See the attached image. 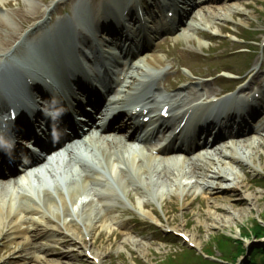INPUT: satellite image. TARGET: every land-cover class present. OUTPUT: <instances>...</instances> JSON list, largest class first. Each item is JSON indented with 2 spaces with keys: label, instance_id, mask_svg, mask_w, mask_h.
<instances>
[{
  "label": "bare ground",
  "instance_id": "bare-ground-1",
  "mask_svg": "<svg viewBox=\"0 0 264 264\" xmlns=\"http://www.w3.org/2000/svg\"><path fill=\"white\" fill-rule=\"evenodd\" d=\"M11 1L17 3V0H0V6L10 7ZM30 1L34 3L35 0ZM38 1L46 7L53 5V9L57 4H59V0ZM169 1L171 2V0ZM231 1L232 0H222L220 3L228 5V8L218 11L217 7H215L217 0H207L210 6L208 8H204L205 6L200 7V11H202L203 15L200 16L199 13H197L199 19H194L195 17H191L190 14L193 13L197 5H204L199 1L197 3L196 0H194V3L191 4L192 6L190 5L191 8H189L190 6H187V9L189 10L187 14L189 13L190 15L189 20L187 21V26L184 27L183 25H179V22L174 21L178 24V26L175 27V30L177 31H174L176 34L174 38L175 43L180 42L181 39L187 42L190 41V32H197V30L206 29L208 25L213 24V21L224 23L230 20L233 17V14L243 13V10H241L238 6L232 5V3H230ZM174 2L175 0L171 2L172 6L174 5ZM37 6L38 5L35 3L34 8H32V10L35 11H31V13L21 14L16 11L12 13H4L2 15V17L10 25L8 26L4 23L6 22L4 19H0V53L5 51V49L2 50L4 47L11 45L18 40L19 34L21 35L18 44H22V46H24L25 42L24 47L29 48L30 44L28 43L27 36L30 38V35H33V30L26 34L23 32L19 33V28H17L11 19L15 20L19 24V27L22 26V28L27 25H34L33 21L36 20ZM177 9L182 10L183 8ZM56 12L59 13V10H56ZM100 15L103 14L101 13ZM95 17L98 16L95 14ZM206 18L209 21L206 20ZM163 19L165 18L163 17ZM84 21H88V19H85ZM116 23L117 22L110 18V16L95 19L96 26H111ZM240 23L245 24L244 22ZM37 27L41 28V26ZM22 28L20 27V29ZM3 31L6 33L4 34ZM113 31L120 30H118V26H116ZM49 33L41 36L45 43H51L50 37H46L50 35ZM32 35L31 37H35V35ZM123 37L126 38L127 35L122 34L121 31L115 36L118 41H121V38ZM130 38L131 37H129V39ZM129 41L130 43L128 46L134 47L135 49L136 47H140V51L144 50L142 46H146L143 45L142 40L137 42V45L136 43H132L131 39ZM97 45H101V43H98ZM72 48H74L77 53L80 51L79 48L74 46H72ZM128 51L132 50L128 49ZM125 52H127V50ZM100 53L101 50L99 48L97 50V54L100 55ZM9 54H14V51ZM112 54L113 53L111 52L101 53V55H107L110 58H114ZM144 54L147 53L144 52ZM144 54L143 58L139 59V61L135 63L134 69H130V71L128 70L126 73L123 72L122 74L123 81L121 86L125 85V90H123L125 95L122 98L123 106H132L135 105V103H138L137 106L140 109V112L146 111L148 112L147 115L158 114V112L161 111L160 109L163 107H169L171 111L181 109V112L185 115H180L183 116L180 121L186 119L187 122L191 119L187 118L190 111H197L199 107H202L203 111H209V108L216 107L217 105L218 108H220L219 105H221V101L215 106L214 104H209L212 103L210 98L214 96V93L213 90L209 89L204 83L197 85V87H199L197 92H193V89H190L188 86H181L177 89L175 98L158 99L159 86L156 85V76L147 73L145 70L154 69L155 71H164L165 59L154 53L145 56ZM123 55L124 54H122V56ZM1 56L4 57L6 55L3 54L0 55V57ZM61 62L63 65L55 67L54 70L51 66L43 67V70L48 69L47 71L50 72L48 75L53 77L52 79H55V77L57 79V75L53 72L59 71V77L62 81L66 82L68 80L66 72H69L70 74L73 72V67L76 68L75 65L79 66L78 57L76 55H73V57L64 56ZM102 63V59L98 58L95 64L102 65ZM117 63H120V61ZM66 64L70 65V67L67 70H64L63 66ZM120 65L123 66V63L121 62ZM1 70H5L7 72H2ZM9 71L10 68H6V64L0 65V86H2L0 89V109H4L7 106L1 90H3L5 85L10 84L8 82H11L7 76ZM257 76L258 73H252L251 80L245 86L248 87L250 83L256 84L257 82L258 84L256 85L260 86L264 82V79L263 81L262 79L256 80L255 78ZM245 78L246 76L240 78L239 81L243 82ZM77 81L80 84L85 81V77L78 76ZM29 84L31 86L36 85L33 80H31ZM245 86L244 89H246ZM33 89L34 88L31 90ZM258 93L259 95H263L264 88L262 91H258ZM180 99L185 100L182 103H179L178 101ZM252 99H250L251 102ZM51 101L53 100L51 99ZM204 101L209 102V107H206L207 102ZM141 103L144 105L139 106ZM252 103H254V101ZM12 105L15 110H18V104H16V102H13ZM249 108L250 107H248V109ZM55 109H57V107H55ZM136 109L137 107H134V111H136ZM124 114L128 115L127 113ZM229 115L230 113L226 116V118L231 117ZM172 117H170V119ZM236 118L238 121L242 120V122L248 120L245 116H239ZM174 119L175 121L177 120L176 116ZM231 119L236 120L232 117ZM17 123L22 129L27 126V117L23 114V112H21L20 121ZM262 131L264 132V129L261 127L256 130L244 131L239 137L234 138L229 143L227 141V143H223L224 145L214 143L210 146L211 149L209 151L193 156L185 155L182 156L183 158L181 159L176 157L171 159L167 158L168 154L171 153L169 151V147L166 149L158 148L157 146H154V144L152 147L151 141L154 139L149 141L147 144H144L145 146H142L141 148H135L132 140L126 139L125 137L115 136L105 138L100 135L89 136L87 140L84 139L81 143L79 142L78 146H83L82 144H84L87 148H96L95 150L99 152V156L101 158L98 160V157H96V159L93 160L92 165L94 168L85 163L78 162L76 174H73L67 180L66 185L68 194L66 198L63 193L59 191V189H56L55 193H50L48 190H45L41 194L35 195L34 198H31L26 194H19L18 190H22L21 187L23 185L26 187L29 185L28 188L30 189V186H38L40 184L39 180L32 183L29 180L28 182V178H30L29 176H25L19 181L12 180V183L1 182L2 180H0V237L7 238L13 243L16 241L17 243L16 247H13L11 251L15 252V254H12L13 257L9 256V258L17 260L28 259V264H46L49 260H46V258L42 256L52 255L51 253L55 252L57 259L51 261L52 263L50 264H72L66 263V261H76L78 259L83 261L87 260V264H103V252L96 253L93 251L90 253V248L96 247L101 241V233L93 234V232L97 226L103 227L106 223L116 224V219L113 214L117 212L119 206L115 202L112 203L111 193L113 190L110 189L108 185H105L108 182H105L102 179L100 172L96 170L97 166L101 167L100 169L106 170L107 173L115 176V183L118 189L124 194L123 197L125 199L127 197L131 198L130 194L135 196L137 195L142 198L137 201V205L141 209L143 208V205L150 207L153 204L152 199L145 198V195H149L151 186L155 189L158 186L165 185L171 195H173L171 187L176 186L175 189H177L180 195H183L185 198L189 196V192H195L198 187L208 184L209 187L206 191L209 196L200 199L201 201H204V206L196 211V218L206 224L209 223L207 228H230L232 223H238L244 218H247L253 211H257L260 200L262 199V197L258 195V192L251 190L254 186L253 184H249L247 181L244 167L249 169L251 173H260L259 170L261 168L257 165L255 159L257 156L260 157L261 150L264 148V142L257 144L254 149H251L253 153L251 156H245L236 152L237 147H244L246 144L251 142L254 135H259L261 134L259 132ZM201 132H203V130ZM214 138L220 139L221 132L219 131V133L215 134ZM79 150L80 149H78V151ZM129 150H134L135 152V155L130 158L125 157L123 154L124 152L127 153ZM89 152L92 153L90 150ZM64 154H66L68 159L71 160L73 151L67 150ZM15 161H18L17 158H15ZM232 166L238 167L243 174L240 176L237 173H232L229 174V176H226L224 174V170L232 168ZM6 184H8V186H6ZM104 186H106V188H104ZM42 187L43 186L40 185V188ZM87 190L91 191L89 199L78 202L81 198H85V196L81 197L84 193L86 197H88ZM28 191L29 190H26V192ZM14 196H17V200L21 204L18 206L16 211L11 201ZM35 200H38V202ZM231 202H234L233 205H228ZM55 209L60 213L55 215L54 212H51ZM204 210H207L206 213ZM33 216L38 217V219L35 220ZM77 217L78 220L80 217L83 218L81 219L82 225L77 224ZM66 218H69L67 223L65 221L61 222ZM128 223L125 221L123 222V225H127ZM144 224L145 222H141V225ZM40 226H42V228H40ZM185 226L186 222L183 226H181V228L177 227L176 230L183 233L182 231L185 230ZM120 227H122L121 224ZM125 235L126 236L123 237L124 239H122L123 241L121 240L123 245L131 244L135 247H138L137 245H141L137 244L136 241H133L129 235ZM10 236L15 237L9 239ZM28 239L29 241L35 240L38 244H41L42 240L47 243L45 245H38L35 243L31 254L22 255V247L26 245L25 241ZM19 240L22 242L20 241L18 243ZM141 246L144 247L143 245ZM65 247H73L74 250L69 253H62L63 250L61 248ZM16 254L18 255L14 257Z\"/></svg>",
  "mask_w": 264,
  "mask_h": 264
},
{
  "label": "rangeland",
  "instance_id": "rangeland-1",
  "mask_svg": "<svg viewBox=\"0 0 264 264\" xmlns=\"http://www.w3.org/2000/svg\"><path fill=\"white\" fill-rule=\"evenodd\" d=\"M60 1L54 9L53 6L46 7L38 0H35L34 3L30 0H17V3L11 1L10 7L0 6V19H4L2 15L8 12L17 11L21 14L34 12L35 10L33 11L32 8H34V4L36 3L38 8H35L36 22L33 21V26H25L23 28L20 26L22 28L20 29L19 24L11 19L17 28H19V33L24 30L25 34L30 30H34L35 32L38 24L39 26L42 25L44 29L48 27L49 30L54 24L60 22L61 24H65L63 27L67 25L70 28L73 25L71 23L81 18L91 17L99 8H104L105 10L107 8L106 4L109 2L115 3L117 6H121L124 3V0ZM134 1L139 2L141 0ZM220 2L215 4L218 11L228 8V5H223ZM232 5L238 6L243 10V13L233 14V17L227 22L213 21V24L208 25L206 29L190 32V41L188 42L181 39L180 42L175 43L173 37L176 34H173L166 42H162L156 47L153 52L160 57L164 58L165 54H170L168 58H165V64L168 65L167 70L170 72L169 77H166L167 88L163 87L162 84L161 94L173 97L175 89H177L174 87L178 84L179 87L188 86L190 89H193V92H197L199 89L197 85L204 83L209 89L213 90L214 96L223 98L224 96L222 95L228 92L235 93L241 87L243 88L247 85L251 80L252 73H258L255 79H262L263 81L264 0H233ZM204 6V8H208L206 4ZM200 7L202 6H196L191 17L199 19L197 13L200 16L203 15ZM56 10H59V13ZM206 20L208 19L206 18ZM240 22H244L245 24H241ZM4 23L8 26L10 25L7 21ZM38 31L36 32L37 35H41L42 29H38ZM3 33L5 34L6 32L3 31ZM68 35L72 36L70 32H68ZM19 38L13 44L3 48L7 50L6 53L12 49L15 51V55L22 53V44H18ZM38 44H40L39 41L36 45ZM244 76L246 78L243 82L237 80ZM175 80L176 84H174ZM256 84L250 83L245 88L256 91L259 87ZM262 84L264 85V83ZM257 119V125L262 126L264 129V112ZM259 133L261 134L252 137L251 142L245 145L246 147H237L236 152L245 156L253 155L251 149H254L257 144L264 142V132ZM83 151L85 152V150ZM123 154L125 157L130 158L135 155V152L134 150H129V152H124ZM97 157L100 160L99 154H97ZM76 161L83 162L79 157L74 156L72 160H69L64 155L61 160L48 165L36 177L28 178V182L30 180L31 183L39 180L40 184L38 186H30L29 189V185L28 187L24 185L21 187L22 190H18V193L34 198L35 195H39L45 190L55 193L56 189H59L66 198L68 193L66 183L73 174H76L78 168ZM255 161L261 168L259 174L251 173L246 167L244 169L247 181L254 186L251 190L258 192V195L262 197L257 211H253L247 218L238 223H232L230 228L219 229L207 228L209 223L206 224L196 218V211L204 206V201L200 199L209 196L206 191L209 187L208 184L198 187L195 192H189V196L185 198L175 189L176 186L171 187L173 195L170 194L165 185L158 186L155 189L151 186L149 195H145V198L152 199L153 204L150 202L152 206L143 205L141 209L137 205V201L142 198L130 194L131 198L127 197L125 199L123 197L124 194L115 183V176L101 169L102 179L108 182L105 185H108L113 190L111 193L112 203L118 204L119 208L113 214L116 224L106 223L103 227H96L93 234L101 233V241L96 247L90 248V253L93 251L96 253L103 252V264H250V258H253L256 264H264V256L258 253L260 250H264V236L260 238L251 236L255 229H258L264 235V148L261 150L260 157L257 156ZM85 164L93 167L91 161ZM232 173H237L240 176L243 174L238 167L234 166L224 170L226 176ZM40 185L43 187L40 188ZM26 190L29 191L26 192ZM87 192L88 197L84 193L81 197L85 196V198H81L78 202L89 199L91 191L87 190ZM11 201L16 211L18 206L21 205L17 200V196H14ZM35 201L38 202V200ZM233 203L231 202L228 205H233ZM206 211L204 210L205 213ZM51 212H54L55 215L60 213L56 209ZM33 218L35 220L38 219L36 216H33ZM81 219L83 218L80 217L78 220L77 217L78 225H82ZM68 220L69 218H66L61 222L65 221L67 223ZM125 221L129 223L123 225ZM141 222H145V224L141 225ZM185 222L186 228L182 231L183 233H180L176 228H181ZM119 223L122 227H120ZM125 234L144 247L141 245L135 247L131 244L123 245L122 239L126 236ZM14 237L10 236L9 239ZM25 242L26 247H22L21 253L22 255L31 254L34 244H38V242L35 240L29 241V239ZM46 243L44 240L41 241L42 245ZM16 245V241L13 243L7 238L0 237V264H28V259L17 260L9 258L12 254H15V252L11 251ZM61 249L63 250L62 253H69L74 250L73 247ZM51 254L42 256L46 260H49L46 264H50L52 263L51 261L57 259L55 252ZM17 255H14V257ZM68 261L66 263L87 264V260Z\"/></svg>",
  "mask_w": 264,
  "mask_h": 264
},
{
  "label": "trees",
  "instance_id": "trees-1",
  "mask_svg": "<svg viewBox=\"0 0 264 264\" xmlns=\"http://www.w3.org/2000/svg\"><path fill=\"white\" fill-rule=\"evenodd\" d=\"M251 236H254L255 238H260V237H263L264 235L261 234V232L258 229H255V231L253 232V234ZM258 253L261 254L262 256H264V250H260V252H258ZM250 261H251L250 264H256V262L253 258H250Z\"/></svg>",
  "mask_w": 264,
  "mask_h": 264
}]
</instances>
